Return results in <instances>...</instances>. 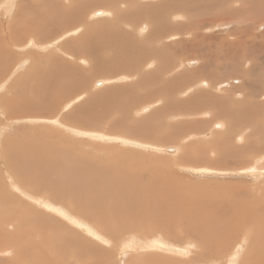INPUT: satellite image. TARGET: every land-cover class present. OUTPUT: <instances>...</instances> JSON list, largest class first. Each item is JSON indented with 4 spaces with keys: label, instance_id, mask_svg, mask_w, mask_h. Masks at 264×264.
Returning <instances> with one entry per match:
<instances>
[{
    "label": "rangeland",
    "instance_id": "rangeland-1",
    "mask_svg": "<svg viewBox=\"0 0 264 264\" xmlns=\"http://www.w3.org/2000/svg\"><path fill=\"white\" fill-rule=\"evenodd\" d=\"M38 1L40 0H10L6 3H3L4 0H0V21H1L0 23L2 25V26L0 25L1 28L0 29V44H1L0 45V55H1V64H0V72H1L0 74V90H1L0 91V195L1 198L0 200L2 201V203L4 202L2 204L3 206L0 207V212L3 217V219L0 218V264H21V263L23 264V261L29 256L27 255V252H24V248H25L24 240L27 241L28 239H23V242H21L22 244H17V241L14 239V238L22 239L28 230L27 228L28 226H32V228L35 231L38 228L43 227L44 230L46 231L44 235L37 236V238L34 235L32 236L33 241H37V242L31 241L27 243V245L30 244L33 245L34 243L35 245L37 244L44 246L49 245L48 247L51 248L50 249L51 251H49L48 247H46L47 250L40 257L37 255L38 252H41V250L38 251L35 245L30 248V255H32L33 253L34 254L37 253V255H32L29 258L31 259L32 262L39 259L40 264H47L48 261L45 262V260L47 259H45L44 257L48 256L50 252L53 251L59 253V250L63 251L62 249L65 248L66 243L63 242V237L60 235L66 233V230H68L69 232L70 231L72 232L74 230L75 234L71 236H73L78 240L79 239L87 240L88 241L87 246L91 245L93 248L91 249L92 251L88 253L86 259L81 261L82 263L80 261L72 262L71 260L73 259V257H70V259L65 258L64 260V257L62 258L63 255L59 253L60 258H62L59 259V261L62 260V262H59L57 260V262H59L58 264H144V263L161 264V262L162 264H264V237H263L264 228L256 227V225H254L255 227L252 229L253 227L252 225L254 224V222H256V220L258 221L257 222L258 226H264V171L255 172V173L247 172L248 174L245 171L244 172L242 171L244 168H247L249 165L255 163L257 158H261V159L264 158V150H263L264 123L262 124V122H257V120H261L259 112L257 113L256 111L255 114H252L251 111L247 109V106L246 108L243 109V112H246L247 110L248 113H250L251 119L247 118V123L245 126L241 128L240 127L236 128L235 130L233 129L234 131L231 130V132L233 133H230L229 135H227V137L229 138V143L233 147V149L224 151L221 150L220 147L216 144L218 143L217 141L219 140L221 141L223 139L219 136H216L217 138L216 137L214 138L213 136L217 135L215 133L219 131L220 128H222V130L227 131V129H229L230 127L229 125L231 124H229V120L225 119L224 117L223 120L219 121L216 120L217 118L212 117L211 115L208 114L212 110H216L218 112V108L214 107L215 106L214 102L211 103L212 105L211 104L207 105L208 104L207 102L205 103L206 105L202 104L201 102L194 103L193 105H187L186 109L192 111L193 113L191 112L187 113L186 109H185L186 111H184L185 107L184 108L182 107L183 110L182 109L176 110L174 108H171L172 111L170 109L165 110L163 108L166 101L165 99H170V97L174 99H178L179 101H185L191 97L194 98L197 95H200L204 92H205L204 95H207L209 97L211 96L212 99L215 98L216 100L223 99V97L224 98L227 97V99L230 100L231 103H238L246 98H249L248 100H250L251 97L253 98V100L255 99L256 101L258 100L264 102V82H263L264 78H262L261 77L262 75H260L263 72L250 74V76L245 75V72L247 71L246 69H248V67L252 65V63L258 61L262 63V60H264V54L261 55L260 57L254 55H248L244 58L242 52L234 53L233 48L229 47L230 46L229 44H231L234 41L235 39L234 37L240 34V32L238 34H235L234 32V30L239 31L238 25L240 24V21H241V25H240L241 27L243 24L250 25L252 27L251 30H249L248 32L246 31V34L244 33L240 35L246 37L248 40H252V43L254 44L264 45V41H263L264 37H259L258 41L256 42L254 35L256 34V36L258 35L260 36L261 34L264 33V13L262 14V11L255 12L254 8L249 7L250 10L247 11H249L250 14L248 12V14H246V16L248 15L247 17H245L244 15L246 11L244 12V14L242 12L243 15L240 14L241 13L240 12L238 15L233 14L230 16L228 15L229 10L226 8V6H228L229 4L228 3L229 0L225 2H221L220 0L219 3H217V0H197L195 1L194 4L191 3L189 5V8L191 10H187V11H177L176 9H167L166 10L167 14L174 12L175 15L174 17L177 16L176 19L172 16L170 17L172 18L171 19L172 22L178 23L181 22V20L183 21V23L182 22L181 23L184 24V26L182 27L183 29L181 28V30L185 34H183V32L179 29V31H177V34L172 32L168 35L167 34L165 35V42L167 43L166 45H168L166 46L165 51L170 54V58L172 55V58L171 59L169 58L170 61L168 62V65H166L167 68L165 69V71L161 72L164 76L161 73L159 74L156 73L157 70L152 71L158 68L159 66L158 63H153V61L155 62L156 59H152L153 61L146 59L145 60L146 63L144 64L143 68L141 67V69L145 71L143 72L144 74L141 73L142 76L144 75L142 78L140 76L141 74L137 75L135 72L133 74L132 71H125V70L115 74H111V72L94 74V72H90L91 71L90 69L92 68L91 56L87 54L77 55L74 52L67 50L65 46L72 41H77L74 40L73 37L80 39L81 37L85 36L87 32H89V34L92 35L98 32L96 36L100 37L101 35L99 34H103L106 31L107 34L113 33L112 39L114 38L118 39L120 36H118L117 33L119 34L120 32L121 34H124V36L127 33V37H128L127 39H129L130 36V38L131 39L133 38V40L136 42H138L140 39L146 40V38H148L149 35L150 25L149 23H147L145 19L143 20L144 15L143 16L141 15L140 19L136 21H130L124 17L123 10L129 9L132 5H135L137 2L139 3L137 4L141 6H145L148 3H149L148 5L153 6L155 3L160 2L162 0H157V1L129 0L130 4L125 0L122 1L117 0L118 2H116V0H107L106 1L107 4L102 3V5H97V6L95 5L88 10V12L90 13L87 12L88 13L87 21L83 23L77 22L75 23L76 26L73 25L74 27L72 28L78 27L76 29L75 34L71 32H67L71 30V28L67 30L65 29L68 26L67 27L66 25L61 26V28H59L60 26H56L55 28L53 25L55 23H53L50 24L49 27L47 26V29L53 26L54 27V28L52 27L53 30H50L51 32L50 33L48 29L47 33L49 35L46 34L48 35L47 38L45 36V38L42 39L41 41L35 39L32 40L29 38V33L31 32L32 28L35 27L36 25L41 24L40 20L42 19V17H40V15H38L40 13L37 12V8L39 10V5H38L39 3L36 4ZM51 1L52 0H46L45 2L46 6L48 3H50L51 5L52 4ZM198 3H202L205 5H199V7H196V4ZM245 3L247 5L249 4V2L247 3V1ZM33 4H34V8H33ZM6 6H8L9 9H7ZM47 7H44V9H46ZM34 10H36L35 12L38 13L37 15L34 14L35 13ZM99 10H102L104 13L97 14L96 12ZM53 11L54 10H52V12ZM56 11L57 10H55L53 14L54 13L56 14ZM131 11L133 12L134 9H131ZM32 13L34 14V16L36 15L35 16L36 18L33 16ZM25 14H27L28 16H26ZM51 15H46V16L50 17ZM239 15L241 16L236 17ZM178 17L180 20L178 19ZM244 17L247 18V20ZM26 18L28 19V25L24 22L27 20ZM243 18L246 21L244 20L243 22L242 20H240ZM61 21L63 22V19H61ZM21 22L23 25H20ZM24 23L27 25L26 26L27 28L25 27L26 32L21 31L24 28ZM65 23L66 22L61 24H65ZM110 23L119 25L118 28L119 30H117L116 28H114L113 31L112 29L105 30L104 28H106L107 25H109ZM226 23H232L231 27L225 30H220L221 24H226ZM142 24L148 25L147 26L148 28L147 27L141 28ZM10 26L12 28H10ZM57 27L59 30L57 29ZM98 27L99 29L97 30ZM63 28L65 29V31ZM140 28H141V32H140ZM62 29L64 32L62 31ZM137 29L139 30L138 32L139 35L137 33L138 31ZM103 30L105 31L103 32ZM11 33L19 37V40L7 44L6 40L8 39V34L11 35ZM124 39H126V37H124ZM3 40H5V42ZM185 40L190 44L191 42H196L199 49L192 45L185 46L183 43ZM19 41L22 43H20ZM208 41L209 44L206 43ZM151 43L152 45H155L153 44V41ZM112 44L113 45L111 46V49L106 48L103 50L104 56L111 58V56L115 54L114 50L117 47L116 48L114 47V42ZM121 45L122 43H120V46ZM244 45L245 44H243L242 47ZM203 46H205V48H203ZM6 48L7 50L9 49L10 52L7 51L3 52L5 51ZM56 48H61L64 52H62L59 49L58 51L56 50ZM194 51H203V53L201 55L198 54L197 56L198 58H196L195 55L193 54ZM232 52L236 55H233ZM55 53L56 56L52 55ZM57 54H59V57H57L58 56ZM130 55L131 54L128 55V58L130 57ZM215 55H220L221 56L220 58H226V59L229 58L227 59L229 62L232 61V60L230 61V59L232 58L234 60L238 59L236 61L239 60L242 61L243 59L245 61L246 58H249L250 62L242 61L244 65H241L238 68V71L234 70V72H232V70L228 67L224 68L225 64H223V66L221 67L222 69L221 68L211 69V67H206L207 71L211 70V72L215 73V75L214 76L211 75L210 77L209 75H204V73H201L200 67L202 66V64L207 65L213 62L214 60L212 58ZM81 57L87 59H82ZM47 58L49 62L51 63L53 62L52 63L53 65L49 63L48 60H46ZM220 58L217 60L215 59L217 65L218 63H220L218 61L225 62L224 59L222 61V59ZM52 59H56L62 64L60 65L58 64L59 62H57L58 64L57 65L56 62H54L55 60L52 61ZM114 59L115 57L113 58V60ZM195 59H197V63L194 62L190 63V60H195ZM64 62L66 64H71L72 66H77L81 68L84 71V74L85 73L87 74L84 80L78 78L75 79L77 80V82L78 80H81L82 82L84 81V84L86 85V90L84 89L80 92L75 93L74 95H71L69 97L67 96V98L60 97L62 99L60 100L59 96L57 94H54L55 92L58 91V89L57 87L55 88V86H53L51 88L52 95L50 96L51 103H49V99H47L48 104L43 105L40 110H37L40 112L39 114L42 113L41 115L37 114L38 112L36 111L35 115L34 113H31L30 115L23 114L24 116L17 115V117H12V118L9 117V115L5 110L6 107L4 106V105H8L5 101V98L6 99L12 98L13 94L17 90L20 93L23 92L24 95L25 94H27L28 96L34 95L35 93L32 91V89L30 88L28 89V87H30L31 83L34 82L33 78L37 79L36 76L39 77L41 71L44 74L49 73V76L50 75L52 76V74L56 73L57 71H60V75L58 77H60L61 75H62L61 78L67 76L68 72L64 71L66 70L64 69V67L66 66ZM169 64L172 69L169 67ZM140 65H143V62H141ZM146 66L148 67L146 68ZM173 66H175L176 68H174ZM146 69L147 70L151 69V70L147 71ZM167 69L169 70L167 71ZM49 70L50 72H48ZM249 70L250 69H248V71ZM148 72L150 73V75ZM152 73H154L155 75H153ZM181 73L189 76L188 78L189 80L185 79L184 82L183 74L181 75ZM131 75L134 77H131ZM147 75L149 78L147 77ZM170 76H174L171 78L174 79L173 83L177 84L176 86H179L178 89H173L169 87L172 84L166 81L172 80L171 78H169ZM137 77L140 79H138ZM120 78H123L121 79L122 81L118 80ZM177 78L180 81H178ZM200 79H204L208 81L209 85L208 86L200 85V87L197 86L200 83V81H202ZM252 80L259 81L255 86L259 88L260 91H256L254 93V91L252 90V88H254V85L252 84V86H250L248 84ZM146 81H148V84ZM247 81L248 83H246ZM98 82H103V83L98 84ZM259 84L261 85V87ZM126 86L128 87L126 88ZM249 86L251 87V91L254 93L255 97L252 96L251 93H248L249 89L247 87ZM122 87L125 88V90ZM109 89H111V92L112 90H114L115 93L111 94ZM189 91H191V93ZM108 92L110 94H108ZM165 92L167 93V98ZM245 93H247V95L249 96L245 97ZM95 94L97 97L101 96L102 99L104 98V96L106 97V95L107 97L102 101V103L101 102L95 103L97 104L95 105L97 109L96 107L93 108V111L91 110V114H83L81 113V111H78L79 106L82 103L90 100V98ZM138 94H139V98H138ZM146 94L147 96H145ZM112 95H114L113 96L114 98L112 97ZM111 98H113V102L116 104V106H112V107L106 106L107 107L106 108L103 107L105 105H103L102 107L99 105V103L103 104L105 103V100L108 101ZM127 99L131 101L129 103H126V106L125 105H122L123 107L119 106L120 101L126 102ZM1 101H4L5 103ZM42 110L45 112V114ZM54 110L56 111L54 112ZM76 111H78L79 113H77ZM178 111L179 113H176ZM203 112H205L204 113L205 115H203ZM181 113L184 115L187 114L186 116L183 115L185 119L183 118ZM71 114H73V116ZM168 115L170 117H168ZM252 115L256 117L253 118L254 116ZM99 117H103V118H99ZM252 118L254 120H252ZM56 119L58 121H55ZM79 120H83L84 124H79L78 123ZM135 121H139L140 123L145 121V124L148 125L147 128L153 127L151 130V134L147 136L145 133H143L145 132L144 129H141L143 132L132 130L133 127L131 126H133L132 123ZM195 121L198 122L199 126L196 125L194 131V126L196 123L193 122ZM213 121H215L216 124L215 123L210 124ZM200 122H204V123H200ZM218 122L222 123L220 128L216 126ZM178 123L182 124L181 126L183 128H180L181 126L177 125ZM174 124L180 127L178 128ZM75 125L76 127H73ZM185 125L190 127L187 128ZM171 127H174L175 129L177 128L178 129L177 132L180 133H174V134L166 133L167 131L170 132ZM47 129L48 131H46ZM90 131L93 133V135H89ZM96 131L103 133L104 136L99 137V135L97 134L98 132ZM60 133H62V135ZM192 133L196 135L194 136ZM203 133H205L206 135L205 134L203 135ZM210 134L212 135L213 138L211 137ZM165 135L167 139L165 138ZM172 135L174 137H172ZM200 136H202L203 138L201 139ZM40 137H42L43 139ZM161 138H163L164 140L163 139L161 140ZM168 139L171 142H168ZM199 140L203 141V144L205 141V144L202 146ZM207 140L208 141L211 140V141L208 142ZM27 141L28 142L30 141L29 143L34 142L38 146L37 149H40V146L42 148V146L45 147V145H47L48 148H44V150L49 152V154L51 153L52 150L55 151L57 150L56 154H54L55 152L53 154H50V160H51L50 165L52 166H50V168L46 171L45 174V177L49 179L51 182L48 181L46 178L45 179L41 178V180H44L48 183L47 186L48 188L46 187L45 191H41L42 187H40L39 189H33L31 180L30 183L28 182L26 183V185L16 182L14 179L15 177L14 172H11L7 166L9 160L8 162L4 160L3 157L4 150L5 152L7 151L8 153L12 154L15 152L14 149L15 150L18 149V147H16L17 144H21ZM207 143L209 145H207ZM210 143L214 145V148L213 145L211 146ZM155 145H157V147ZM188 145L190 146V148L189 150H187V153L189 152L190 154L189 153L186 154L185 151L186 150L185 148ZM197 145L200 146L197 147ZM151 146L154 149L151 148ZM154 146L161 150L159 149L155 150ZM173 146H176V148L178 149H176ZM204 146L207 147L208 150L204 151L206 149V148L202 149ZM192 147H194L195 150H190V149H194ZM200 148L202 149V152H200L201 151ZM210 148L213 149L211 150ZM215 148L216 149L218 148V150H215ZM242 148L246 150L242 151L241 150ZM197 149L200 151H198ZM26 151L29 153H33V150H30L29 147L28 149H26ZM232 151L234 153L236 152L235 157L231 156ZM137 152H139L140 154H138ZM153 152L154 154L152 155ZM141 153L144 154L143 156H149L148 154H150L151 156L149 158L151 159V161L148 157L146 158L144 157L145 160L144 162ZM38 154H42V153L38 152ZM156 154L157 156H155ZM136 159L139 161L141 159V161L138 162ZM153 159L156 160L158 159L157 161L154 160L157 163L154 162ZM144 163H146L145 166L143 165ZM74 164L81 167L80 170L82 169L96 170L98 173L100 171L102 174L109 177L125 178L129 174V176H131L130 178L134 179L135 181H141V179H143L144 182L145 180L146 181L148 180V177L151 179V180L149 179L148 182L156 179L157 180L159 179L161 181L163 179L162 182L159 181V183L160 184L162 183V185L166 186L165 187L166 189L164 190L167 191L168 197L171 198L172 195L174 197L172 196V198L169 200L170 202L161 201L159 203L158 202L159 200L157 199L152 200L149 197L148 199H140V196L142 194L139 197H137V195L133 192H131V194L128 193L125 194L122 192H121L122 194H120V192H114L115 194H120L119 196V195H115L114 193L110 194L97 189L91 190L89 183H87L86 187L80 186V184H76L74 185V189H75L74 190L69 186L68 181L64 183L61 177H60L61 179L60 181L59 178H57V176H59L60 174V171L58 170H61L62 173L66 174L67 170ZM262 164L264 166V162ZM148 166L149 168H147ZM18 169H20V167ZM113 169H118L117 171L122 170V172L117 173V171L114 170L115 171L114 172ZM146 169L149 171L146 172ZM156 169H159L158 170L159 172ZM150 170H153V172H155L156 174L152 173V171ZM142 171L145 172L146 174L145 173H144L145 175L142 174L143 173ZM121 173L123 174L124 177H122ZM150 174L151 175L154 174V176H151L152 177L151 178L149 176ZM159 174L160 175L162 174L161 176L162 177L164 176V178H162ZM68 178L71 179V176H68ZM74 178L75 179L80 178V174L78 171L74 172ZM52 180L54 181L53 183ZM153 183L152 184L146 183L149 186V193H151V190L154 188L153 190L156 191L154 193L157 192L160 193L161 195H159V197H162V195L164 196L165 194L163 192H159L162 190H160L158 182H153ZM27 184H29V186L31 187H29ZM61 184L62 185L66 184L69 186V189L71 190L69 192L70 194L61 191L62 190ZM77 188L79 189V191L80 189L84 190V188H87L86 190L88 191L81 190L78 193L75 192ZM50 189L57 191V193L60 195L59 198L55 199L51 197L49 195ZM170 190L173 193H171ZM71 192L74 194V196H72L73 194ZM123 194H125V196ZM204 195L207 197L204 198ZM133 196L135 198V201ZM129 197L131 200L128 199ZM79 199L81 202L78 201ZM105 199H107V201ZM136 199L138 202L136 201ZM74 202H76V204ZM117 202L119 204H117ZM138 203H141L140 205L144 206V208H142V206L141 208H139L140 211L141 209H143L144 211H141V213L139 214L137 213V216H135L136 215L135 213L139 211L138 207L140 205ZM163 203H165L166 208L168 207L169 204H171L172 206L170 205L167 209L165 207H162L161 209L162 206L161 204ZM130 204L132 206L134 205L133 207L134 209L131 208L132 206H130ZM137 204L139 206H136ZM135 206L137 209L135 208ZM147 206L149 207V211L147 210L148 209ZM158 206L160 209H158ZM80 207H84V208H80ZM169 209H171L172 211ZM78 210L81 212L79 213ZM125 211L127 212L128 217ZM152 212L155 214H152ZM163 213L166 214L168 218L171 219L172 221L171 220L167 221L168 218L164 217L166 215H163ZM92 214L94 217L92 216ZM107 214H109V216L111 214V216L108 218V216H105ZM140 214L141 215L143 214L142 217L144 220H149L148 218L151 217L150 219L151 221H146L141 223L143 219L140 218L141 216ZM170 215L173 217H170ZM156 217L158 221L156 220ZM160 217L163 219L161 220ZM175 217L177 218L175 219ZM139 218L141 222L140 220L138 221ZM201 218L205 220L203 222L200 221L196 222L197 224L199 223L200 225L203 224L202 226H205L204 228H201V234L197 235V232L193 236L186 234V225L190 223L191 221L190 219L196 220ZM259 218L260 220H258ZM17 219L24 220V225L18 229L15 228V222ZM136 219H137L136 222H139V225L138 226L137 224L131 225V222L132 223L135 222ZM152 219H154L155 222H153L154 220ZM182 219H186V220L183 221ZM41 220H43L45 224H43L42 223L43 221ZM163 220H164V224L163 222H161ZM176 220H179V222H181L180 225L177 226L174 225V221ZM125 222L128 223L129 225L126 224ZM169 224L175 228L172 231V233L166 232V227ZM230 224L233 225L232 229L234 232L230 229L231 226ZM208 228L212 230L210 231L211 233L209 232ZM226 228L227 231H225ZM258 229L259 231H257ZM127 230L129 231L126 232ZM191 230L199 231L198 228H194ZM249 230L250 231L253 230V232L248 233ZM221 231L222 233H220ZM208 234L210 237L208 236ZM229 235H231L232 237H230ZM56 236H57V242L60 243L55 242ZM52 237L55 239H53ZM122 237L125 239V242ZM59 238L62 240H59ZM120 238H122V240ZM13 240H15V243ZM53 241L54 243H52ZM118 242L122 244L120 243L118 244ZM107 243L108 245H106ZM187 243H191L188 245V249L190 248V254H187L188 258L180 257V252L182 250H185L183 249V247L186 246ZM169 244L171 245L175 244V246H177L178 249L176 250L175 254H171L169 252V249H166L165 246H170ZM128 245L130 246V250L127 249ZM131 245L133 248L131 247ZM150 245H152V247H150ZM147 246L150 249H148ZM52 248H54V250ZM124 251L127 252L126 255H122V252ZM161 254L165 255V259L164 256H162ZM158 255H160V257ZM23 256H25L26 258L24 259ZM149 258L150 261L148 260ZM179 258H181V260ZM172 259H175V262ZM182 259L185 262L182 261Z\"/></svg>",
    "mask_w": 264,
    "mask_h": 264
},
{
    "label": "bare ground",
    "instance_id": "bare-ground-1",
    "mask_svg": "<svg viewBox=\"0 0 264 264\" xmlns=\"http://www.w3.org/2000/svg\"><path fill=\"white\" fill-rule=\"evenodd\" d=\"M8 1H10V0H4V2L3 3H6V2H8ZM106 1L107 0H52L51 2H52V4H53V6H52V4L50 5V3H48L47 4V6L49 7V6H52V7H47L46 6V4H45V2H46V0L44 1V0H40V1H38L36 4H38L39 5V10H38V8H37V12L38 13H40V14H38V13H36L35 11L36 10H34V14H38V15H40V17H42V19L40 20V22H41V24L40 25H36L35 27H33L32 28V30H31V32L29 33V38L30 39H32V40H38V41H41L42 39H44L45 38V36H46V38H47V36L49 35L47 32H48V29H49V32H50V30H53V28L55 27L56 28V26H60L59 28H61V26H65L66 25V27L67 28H65L66 30L67 29H70L71 28V30L70 31H67V32H71V33H73V34H75L76 33V29L78 28V27H75V28H72V27H74V26H76V24L75 23H77V22H81V23H83V22H85V21H87V19H88V17H87V15H88V13H90V12H88V10L91 8V7H93V6H97V5H102V3H106ZM122 1V0H121ZM120 1V2H121ZM125 1H127L128 3H129V0H125ZM136 1V0H135ZM138 1V0H137ZM151 1H153V0H151ZM157 1V0H156ZM195 1H197V0H162V1H160V2H157V3H155L153 6H151V5H145V6H141V5H138L137 3L135 4V5H132L129 9H127V10H123V14H124V17L126 18V19H128V20H130V21H136V20H138V19H140V16L142 15H144V18H143V20L145 19L146 21H147V23H149V25H150V30H149V35H148V38H146V40H139L138 42H136V41H134L133 40V38L131 39L130 38V36H129V39H127L128 37H127V33H126V35L124 36V34H121L120 32H119V34L117 33V35L118 36H120L118 39H112V35H113V33H109V34H107L106 33V31L105 30H107V29H112V31H113V29L114 28H116L117 30H119L118 28H119V25H116V24H112V23H110L109 25H107V27L106 28H104L105 30H103V32L105 31V33H103V34H99V35H101L100 37H97L96 36V34L98 33V32H96V33H94L93 35L92 34H89V32H87V34L85 35V36H83V37H81L80 39H78V38H74L73 37V39L74 40H77V41H72V42H70V43H68L66 46H65V48L67 49V50H69V51H71V52H74L75 54H77V55H80V54H87V55H89V56H91V61H92V68L90 69L91 71L90 72H94V74L95 73H108V72H111V74H115V73H119L120 71H132V73L134 74V72L137 74V75H139V74H141V73H143V72H145V71H143V69H141V67L143 68V66H144V64L146 63L145 62V60L146 59H149V60H152V59H156L155 60V62L153 61V63H158L159 64V66H158V68H156V69H154V70H152V71H155V70H157V72L156 73H161V72H163V71H165V69L167 68L166 67V65H168V62L170 61V59L172 58V55H171V58H170V54L169 53H167L166 51H165V48H166V46H168V45H166L167 43L165 42V35L167 34H170V33H172V32H174V33H176L177 34V31H179V29L181 30V28L184 26V24H182L183 23V21L181 20V22H178V23H176V22H172L171 21V19L172 18H170L171 16L172 17H174L175 15H174V12L173 13H170V14H167L166 13V10L167 9H176L177 11H187V10H191L190 8H189V5L192 3V4H194L195 3ZM219 1L220 0H217V3H219ZM225 1H227V0H221V2H225ZM247 1V3L249 2V4L247 5L245 2ZM250 1H251V3H250ZM116 2H118L117 0H116ZM2 3V2H1ZM109 3V2H108ZM123 3V2H122ZM151 3V2H150ZM229 4H228V6H226V8L229 10L228 11V15H233V14H239L240 12V14H242V12H243V14H244V12H245V17H247L246 16V14H248V12L249 11H247V10H250L249 9V7H251V8H254V10H255V12L256 11H258V12H260V11H262V14L264 13V0H229V2H228ZM107 4V3H106ZM113 4H114V2H113ZM130 4V3H129ZM2 5V4H1ZM104 5V4H103ZM111 5V4H110ZM199 5H205V4H202V3H198V4H196V7H199ZM108 6V5H107ZM149 6H151V7H149ZM44 7H47L46 9H44ZM105 7V6H104ZM118 7V6H117ZM126 7V6H125ZM6 8L7 9H9L8 8V6H6ZM33 8H34V4H33ZM36 8V7H35ZM95 9V8H94ZM131 9H134V11L132 12L131 11ZM225 9V8H224ZM4 10V9H3ZM3 10H2V12H3ZM52 10H57L56 11V14L54 13L53 14V12H52ZM103 10V9H102ZM102 10H99V11H97L96 13L97 14H101V13H104ZM253 10V11H254ZM32 11V10H31ZM30 11V12H31ZM224 11V10H223ZM252 11V12H253ZM28 12V11H27ZM88 12V13H87ZM117 12V11H116ZM26 13V12H25ZM115 13V12H114ZM122 13V12H121ZM226 13V12H225ZM33 14V13H32ZM34 14H33V16H34ZM52 14V15H51ZM242 14V15H243ZM249 14H250V12H249ZM23 15V14H22ZM26 16H28L27 14H25ZM35 15V16H36ZM46 15H51L50 17H48V16H46ZM53 15H55V16H53ZM96 15V14H95ZM25 16V17H26ZM34 16V17H35ZM113 16V15H112ZM111 16V17H112ZM197 16V15H196ZM241 15H239V16H236V17H240ZM257 16H259V15H257ZM108 17H110V16H108ZM122 17V16H121ZM180 17V16H179ZM179 17H178V19H179ZM244 17V18H245ZM36 18V17H35ZM113 18V17H112ZM175 19L177 18V16L176 17H174ZM233 18V17H232ZM240 19V20H242L243 22H244V20L246 19L247 20V18H245V19ZM22 19H24V18H22ZM27 19V18H26ZM25 19V20H26ZM37 19H38V17H37ZM61 19H63V22L61 21ZM109 19V18H108ZM118 19V18H117ZM177 19V20H178ZM223 19V18H222ZM59 20V21H58ZM180 20V19H179ZM197 20V19H196ZM196 20H194V21H196ZM245 20V21H246ZM61 21V22H60ZM119 21V20H118ZM1 22V21H0ZM20 22V21H19ZM27 25H28V19L26 20V21H24ZM56 22H58V23H56ZM64 22H66L65 24H61V23H64ZM202 22H203V20H202ZM229 22V21H228ZM24 23V28L21 30L22 32H24L26 29H25V27L27 26L26 24ZM53 23H55V24H53ZM74 23V24H73ZM117 23V22H116ZM128 23V22H127ZM9 24V23H8ZM18 24H20V23H18ZM50 24H53L54 25V27L52 28V27H50V28H48L47 29V26L49 27V25ZM61 24V25H60ZM124 24V23H123ZM203 24V23H202ZM237 24V23H236ZM0 25H1V23H0ZM20 25H23L22 24V22H21V24ZM74 25V26H73ZM82 25V24H81ZM121 25V24H120ZM231 25H232V23H226V24H221V26H220V30H225V29H228V28H230L231 27ZM241 25V21H240V24L238 25L239 26V31L238 30H234V32H235V34H238L239 32H240V34L242 35V34H246V31L248 32L249 30H251L252 29V27L250 26V25H242V27L240 26ZM2 26V25H1ZM13 26V25H12ZM101 26H103V25H101ZM148 25H141V28H145V27H147ZM5 27H7V26H5ZM10 28H12L11 26H10ZM16 28V27H15ZM27 28V27H26ZM63 28V29H64ZM89 28V27H88ZM126 28V27H125ZM141 28H140V32H141ZM148 28V27H147ZM1 29V28H0ZM57 29H58V27H57ZM63 29H62V31H63ZM65 29H64V31H65ZM92 29V28H91ZM95 29V28H94ZM99 29V27L97 28V30ZM134 29V28H133ZM183 29V28H182ZM198 29H200V28H198ZM236 29V28H235ZM263 29V28H262ZM11 30V29H10ZM13 30V29H12ZM59 30V29H58ZM96 30V29H95ZM94 30V31H95ZM138 30V29H137ZM197 30V29H196ZM55 31V30H54ZM63 31V32H64ZM101 31H102V28H101ZM101 31H100V33H101ZM182 31V30H181ZM198 31V30H197ZM26 32V31H25ZM111 32V31H110ZM139 32V30L137 31V33ZM183 32V31H182ZM28 33V32H27ZM51 33V32H50ZM55 33V32H54ZM92 33H93V31H92ZM116 33V32H115ZM173 33V34H174ZM46 34H48V35H46ZM57 34V33H56ZM56 34H54V35H56ZM172 34V35H173ZM183 34H185L184 32H183ZM240 34H238L237 36H235L234 38V41L231 43V44H229L228 46L230 47V48H233V52L234 53H240V52H242V54L244 55V58L246 57V56H248V55H254V56H258V57H260L261 55H263L264 54V45H258V44H254V43H252V40H248L246 37H243V36H241ZM51 35V34H50ZM138 35H139V33H138ZM253 35V34H252ZM255 35V40H256V42L258 41V38L259 37H264V33L263 34H261L260 36L258 35V36H256V34H254ZM52 36V35H51ZM122 36H124V37H126V39H124V37H122ZM145 36V35H144ZM121 37H122V39H121ZM132 37V36H131ZM253 37V36H252ZM200 38V37H199ZM120 39V40H119ZM228 39H229V37H228ZM250 39H251V37H250ZM261 39V38H260ZM6 40V39H5ZM5 40H3L4 42H5ZM19 40V37H17L15 34H12L11 33V35L10 34H8V39L6 40V43L8 44V43H10V42H14V41H18ZM205 40V39H204ZM66 41V40H65ZM153 41V44H155V45H152V42ZM207 41V40H206ZM264 41V40H263ZM262 41V42H263ZM20 42V41H19ZM51 42V41H50ZM64 42V41H63ZM62 42V43H63ZM114 42V47L116 48H114L115 50H114V53L115 54H113L112 56H111V58L110 57H106V56H104L103 55V50L104 49H108V48H110L111 49V46L113 45L112 43ZM210 42H211V40H210ZM5 43V44H6ZM20 43H22V42H20ZM61 43V44H62ZM120 43H122V45L120 46ZM184 43V45L185 46H190V45H192V46H195V47H197L198 49H199V47H198V45H197V43L196 42H191V44L189 43V42H187L186 40L183 42ZM206 43H208L209 44V41L208 42H206ZM205 43V44H206ZM230 43V42H229ZM261 43V42H260ZM65 44V43H64ZM200 44V43H199ZM243 44H245L243 47H242V45ZM247 44V45H246ZM1 45V44H0ZM26 45V44H25ZM44 45V44H43ZM115 45H117V46H115ZM152 45V46H151ZM45 47V46H44ZM189 48V47H188ZM196 48V49H197ZM203 48H205V46H203ZM61 50L62 52H64L61 48H56V50ZM55 50V51H56ZM58 50V51H59ZM228 50H229V48H228ZM3 51V50H2ZM10 52V50L8 49L7 50V48L5 49V51H3V52ZM80 51V52H79ZM174 51V50H173ZM212 51V50H211ZM53 52V51H52ZM112 52V51H111ZM175 52H176V50H175ZM232 52V54L233 55H236V54H234ZM54 53V52H53ZM61 53V52H60ZM66 53V52H65ZM203 53V51H194V55H195V57L196 58H198L197 56H198V54L199 55H201ZM224 53H225V51H224ZM64 54V53H63ZM129 54H131L130 55V57L128 58V55ZM52 55H54V56H56V53L55 54H52ZM58 56L57 57H59V54H57ZM237 55H239V54H237ZM6 56V55H5ZM53 56V57H54ZM37 57V56H36ZM40 57V56H39ZM51 57V56H50ZM115 57V59L113 60V58ZM153 57V58H152ZM221 56L220 55H215V56H213V62H211V63H209V64H202V66L200 67L201 68V73H204V75H209V77L211 76V75H215V73H213V72H211V70L210 71H207L206 70V67H211V69H216V68H221L222 66H223V64H225V67L224 68H230L231 70H232V72H234V70H237L238 71V68L241 66V65H244L243 64V62H250V60H249V58H246L245 59V61H244V59L241 61V60H239V61H236V60H238V59H230V61L231 62H229L227 59H229V58H220ZM225 57V56H224ZM229 57V56H228ZM82 59H87V58H84V57H81ZM134 58V59H133ZM170 58V59H169ZM222 59V61H223V59L225 60V62H221V61H218V62H220V63H218V65L216 64V62H215V59L217 60V59ZM38 59V58H37ZM110 59V60H109ZM203 59V58H202ZM46 60H48V58L46 59ZM55 60V61H54ZM52 61H54V62H56V64H57V62H59L58 60H56V59H52ZM61 61V60H60ZM85 61V60H84ZM113 61V62H112ZM48 62H49V60H48ZM141 62H143V65H140V63ZM151 62V61H150ZM150 62H149V64H150ZM197 63V59H195V60H190V63ZM17 63V62H16ZM49 63H51V62H49ZM53 63V62H52ZM51 63V64H52ZM65 63V62H64ZM68 63V62H67ZM0 64H1V55H0ZM58 64H62V63H58ZM57 64V65H58ZM66 64V63H65ZM84 64V63H83ZM53 65V64H52ZM54 65H55V63H54ZM64 65V64H63ZM172 65V64H171ZM149 66V65H148ZM148 66H146V68L148 67ZM52 67V66H51ZM64 67V66H63ZM66 67V68H65ZM64 67V69H66V70H64V71H67L68 72V75L67 76H64V77H62L61 78V76L60 77H58L59 75H60V71H55L56 73H54V74H52V76L50 77L49 76V73H46V74H44L42 71H41V74L40 75H42V76H40L39 75V77H37L36 76V78L37 79H35V78H33V83H31V85H30V87H28V89L30 88V89H32V91L35 93H33L34 95H27V94H25L24 95V93L23 92H19L18 90V93H17V91L13 94V97L12 98H9V99H6L5 98V101H6V103L8 104V105H4L5 107H6V112H7V114L9 115V117H17V115H20V116H22L23 114H26V115H30L31 113H34V115H35V112L37 111V110H40L41 109V107L43 106V105H46V104H48V102H47V99H49V103H51L50 102V100H51V95H52V92H51V88L53 87V86H55V88L57 87V89H58V91L57 92H55L54 94H57L58 96H59V98L60 97H62V98H67V96L69 97V96H71V95H74L75 93H77V92H80V91H82V90H86V85L84 84V81L82 82L81 80H78V82H77V80H75V79H85L86 78V76H87V74L85 75L84 74V71L81 69V68H79V67H77V66H72L71 64H66V66ZM169 67H170V64H169ZM174 68H176L175 66H173ZM3 68V67H2ZM145 68V67H144ZM171 68V67H170ZM181 68V67H180ZM244 68V67H243ZM50 69V68H49ZM172 69V68H171ZM170 69V70H171ZM198 69V68H197ZM222 69V68H221ZM248 69H250L249 71H248ZM248 69H246L247 71L245 72V75L246 76H250V74H254V73H257V72H263V73H261L260 75H262L261 77L262 78H264V60H262V63L260 62V61H258V62H254V63H252V65H250L249 67H248ZM147 70V69H146ZM151 70V69H150ZM149 69L147 70V71H150ZM169 69H167V71H168ZM204 70V71H203ZM242 70V69H241ZM44 71V70H43ZM48 72H50V70L48 71ZM89 72V73H90ZM240 72V71H239ZM242 72V71H241ZM3 73V72H2ZM88 73V74H89ZM149 73V72H148ZM147 73V74H148ZM170 73H171V71H170ZM0 74H1V72H0ZM43 74H44V76H43ZM135 74V75H136ZM144 74V73H143ZM153 75H155L154 73H152ZM162 74V73H161ZM183 73H181V75H182ZM240 74H242V73H240ZM4 75V74H3ZM47 77H46V76ZM149 75H150V73H149ZM163 75V74H162ZM176 75V74H175ZM49 76V77H48ZM142 78H143V76H142V74L140 75ZM139 76V77H140ZM160 76V75H159ZM164 76V75H163ZM180 76V75H179ZM3 77V76H2ZM5 77V76H4ZM107 77V76H106ZM122 77H124V76H122ZM127 77H129V76H127ZM131 77H134V76H132L131 75ZM147 77H148V75H147ZM151 77V76H150ZM167 77V76H166ZM171 77H174V76H170L169 78H171ZM138 78V77H137ZM149 78V77H148ZM157 78H158V76H157ZM183 78H184V82H185V79H188L189 78V76H187V75H185V74H183ZM194 78V77H193ZM205 78V77H204ZM261 78V79H262ZM35 79V80H34ZM121 79H123V78H120V79H118V80H121ZM138 79H140V78H138ZM172 79V78H171ZM206 79V78H205ZM260 79V78H259ZM144 80V79H143ZM166 80V79H165ZM177 80L178 81H180L178 78H177ZM189 80V79H188ZM200 80H202V81H200ZM200 80H198V81H200V83L197 85V86H199L200 87V85H205V86H208L209 85V83H208V81H206V80H204V79H200ZM122 81V80H121ZM132 81V80H131ZM141 81V80H140ZM194 81H195V79H194ZM245 81V80H244ZM253 81V82H252ZM252 81H250L249 83H248V81L246 82V83H248L250 86H252V84L254 85V88H252V90L254 91V93L256 92V91H260V89L259 88H257L255 85L259 82V81H255V80H252ZM262 81V80H261ZM144 82V81H143ZM147 82V84H148V81H146ZM166 82H170L172 85L171 86H169V87H171V88H173V89H178V87L179 86H176L177 84H174L173 82H174V79H172V80H169V81H166ZM264 82V81H263ZM100 83H103V82H98V84H100ZM169 83V84H170ZM197 83V82H196ZM146 84V85H147ZM166 84V83H165ZM164 84V85H165ZM195 84V83H194ZM28 85V86H29ZM192 85V84H191ZM244 85V84H243ZM260 85V84H259ZM27 86V85H26ZM196 86V87H197ZM202 86H201V88H202ZM247 87L249 90H248V93H251V95L252 96H254V93L251 91V87ZM258 86V85H257ZM128 86H126V88H127ZM132 87V86H131ZM183 87V86H182ZM193 87V86H192ZM195 87V86H194ZM241 87H243V86H241ZM260 87H261V85H260ZM123 88V87H122ZM121 88V89H122ZM134 88V87H133ZM56 89V90H57ZM113 89H115V88H113ZM124 90H125V88H123ZM186 89V88H185ZM191 89V88H190ZM120 90V89H119ZM134 90V89H133ZM1 91V90H0ZM52 91H53V89H52ZM109 91H110V93L112 94H114L115 93V91L114 90H112V92H111V89H109ZM114 91V92H113ZM130 91V90H129ZM221 91V90H220ZM235 91V90H234ZM103 92V91H102ZM167 92V91H166ZM165 92V95H166V98H167V93ZM180 92V91H179ZM179 92H177V93H179ZM190 93H191V91H189ZM196 92V91H195ZM109 92H108V94H110ZM119 93V92H118ZM123 93H124V91H123ZM131 93V92H130ZM129 93V94H130ZM197 93V92H196ZM201 93V92H200ZM187 94V93H186ZM205 94V92L204 93H202V94H200V95H197L196 97H194V98H189V99H187V100H185V101H179L178 99H174V98H172V97H170V99H165L166 101H165V104H164V109L165 110H171V108H174V109H178V110H180V109H182L183 110V108H184V111H186L187 113H193L192 111H190V110H188V109H186V106L187 105H193L194 103H197V102H201L202 104H204V105H206L205 103L207 102L208 104L207 105H209V104H211L212 102H214V107L215 108H218V112L216 111V110H212L211 112H209L208 114L209 115H211L212 117H215V118H217L216 120H223V117L225 118V119H228L229 120V124H231V125H229L230 127H229V129H227V131L226 130H222V128H220L221 127V125H222V121L221 122H218L217 123V127H219L220 129H219V131H217L215 134H217V135H215V136H213L214 138L216 137V136H219V137H221L223 140H219V141H217L218 143H216L219 147H220V149L221 150H224V151H228V150H230V149H233V147L230 145V143H229V138L227 137V135H229L230 133H233V132H231V130H235L236 128H241V127H243V126H245L246 125V123H247V118H250L251 119V115H250V113H248V111L246 110V112H243V109L244 108H246V106H247V109H249L250 111H251V113L252 114H255V112L257 111V113L259 112V115H260V118H261V120H257V122H262V124L264 123V102H261V101H256L255 99L253 100V98L251 97L250 98V100H248L249 98H246V99H243V100H241L240 102H238V103H231L230 102V100H228L227 99V97H223V99H212L211 98V96L209 97V96H207V95H204ZM24 95V96H23ZM118 95V94H117ZM135 95V94H134ZM169 95H170V93H169ZM110 96V95H109ZM114 95H112V97H113ZM119 96V95H118ZM145 96H147V94L145 95ZM149 96V95H148ZM247 96H249V95H247V93H245V97H247ZM22 97V98H21ZM78 97V96H77ZM106 97H107V95H106ZM106 97L104 96V98L102 99V97L100 96V97H97L96 96V94L95 95H93L91 98H90V100H88V101H86V102H84V103H82L80 106H79V108H78V111H81V113H83V114H91V110L93 111V108H95L96 106L95 105H97V104H95L96 102L98 103V102H101L102 103V101L104 100V99H106ZM136 97V96H135ZM244 97V98H245ZM255 97V96H254ZM55 98V97H54ZM114 98V97H113ZM113 98H111V99H109L108 101H106L105 100V103H103V104H101V103H99V105L102 107L103 105H105V106H103V107H106V106H108V107H112V106H116V104L113 102ZM131 98V97H130ZM138 98H139V94H138ZM3 99V98H2ZM1 99V100H2ZM98 99V100H97ZM137 99V98H136ZM60 100H62L61 98H60ZM131 100H129V99H127L126 100V102L125 101H120L119 102V104H117V105H119V106H121V107H123L122 105H125L126 106V103H129ZM1 102H4V101H1ZM5 103V102H4ZM157 104H158V102H157ZM212 105V104H211ZM100 106H98V107H100ZM202 106V105H201ZM183 107V108H182ZM48 108H50V107H48ZM107 108V107H106ZM210 108H211V106H210ZM214 108V109H215ZM26 109V110H25ZM96 109H97V107H96ZM99 109V108H98ZM186 109V110H185ZM45 110H46V108H45ZM49 110V109H48ZM52 110V109H51ZM77 110V109H76ZM100 110V109H99ZM112 110V109H111ZM110 110V111H111ZM43 111V110H42ZM56 110H54V112H55ZM78 111H76L77 113H79ZM96 111V110H95ZM101 111V110H100ZM144 111H145V109H144ZM148 111H150V110H148ZM172 111V110H171ZM38 113L37 114H39L40 112L39 111H37ZM44 112V111H43ZM53 112V113H54ZM181 112V111H180ZM51 113H52V111H51ZM102 113H104V112H102ZM150 113V112H149ZM176 113H179V111L178 112H176ZM205 112H203V115H205L204 114ZM36 114V115H37ZM42 114V113H41ZM41 114H39V115H41ZM44 114H45V112H44ZM55 114V113H54ZM172 114V113H171ZM182 114V113H181ZM25 115V116H26ZM72 116H73V114H71ZM184 114H182V116H183ZM187 115V114H186ZM186 115H184V116H186ZM24 116V115H23ZM102 116V115H101ZM106 116V115H105ZM184 116H183V118H184ZM221 116H222V118H221ZM252 116H254V115H252ZM31 117H33V116H31ZM168 117H170L169 115H168ZM256 116H254L253 118H255ZM36 118V117H35ZM38 118V117H37ZM99 118H103V117H99ZM165 118V117H164ZM174 118V117H173ZM178 118V117H177ZM186 118H188V117H186ZM252 118V120H254ZM259 118V117H258ZM30 119H32V118H30ZM122 119V118H121ZM185 119V118H184ZM215 120V121H216ZM251 120V121H252ZM255 120V121H256ZM14 121V120H13ZM55 121H58L57 119L55 120ZM120 121V120H119ZM215 121H213V122H211L210 124H212V123H215ZM85 122H87V121H85ZM174 122V121H173ZM206 122V121H205ZM78 123L79 124H84V122H83V120H79L78 121ZM132 123V122H131ZM175 123V122H174ZM193 123H196L195 124V126H194V131H195V127H196V125L197 126H199V124H198V122H193ZM200 123H204V122H200ZM185 124V123H184ZM191 124V123H190ZM207 124V123H206ZM209 124V123H208ZM216 124V123H215ZM258 124V123H257ZM132 125L133 126H131V127H133L132 128V130H135V131H139V132H143L141 129H144L145 130V132H143V133H145L147 136H149L150 134H151V130H152V128L153 127H150V128H147V126L148 125H146L145 124V121H143V122H139V121H135V122H133L132 123ZM142 125H144V126H142ZM159 125V124H158ZM175 125V124H174ZM177 125H182V124H180V123H178ZM201 125V124H200ZM251 125H252V123H251ZM68 126V125H67ZM161 126V125H160ZM176 126V125H175ZM179 126V127H180ZM184 126V125H183ZM186 126V125H185ZM258 126H260V125H258ZM263 126V125H262ZM73 127H76V125L75 126H73ZM176 127H178V126H176ZM178 127V128H179ZM187 128L188 127H190V126H186ZM180 128H183L182 126L180 127ZM199 128H201V127H199ZM263 128V127H262ZM262 128H261V130H262ZM74 129V128H73ZM191 129H192V126H191ZM217 129V128H216ZM80 130V129H79ZM168 130V129H167ZM197 130V129H196ZM200 130V129H199ZM233 130V131H234ZM259 130V129H258ZM46 131H48V129L46 130ZM120 131V130H119ZM161 131V130H160ZM178 131V129L176 128H174V127H171V130H170V132H166V133H180V132H177ZM187 131H189V130H187ZM215 131V130H214ZM222 131H225V132H222ZM95 132V131H94ZM96 132H98V131H96ZM155 132V131H154ZM157 132V131H156ZM163 132V131H162ZM183 132V131H182ZM186 132V131H185ZM222 132V133H221ZM250 132H251V130H250ZM253 132V131H252ZM87 133V132H86ZM90 134L89 135H93V133L90 131L89 132ZM255 133V132H254ZM253 133V134H254ZM61 135H62V133H60ZM98 135H99V137H103L104 136V134L103 133H101V132H98L97 133ZM182 134V133H181ZM193 134V133H192ZM205 133H203V135H204ZM108 135V134H107ZM106 135V136H107ZM177 135V134H176ZM176 135H175V137H176ZM194 136L196 135V134H193ZM197 135H199V134H197ZM206 135V134H205ZM211 135V134H210ZM171 136V135H170ZM180 136V135H179ZM241 136V135H240ZM60 137V136H59ZM172 137H174L173 135H172ZM201 137V139L203 138L202 136H200ZM211 137H212V135H211ZM212 137V138H213ZM230 137V136H229ZM251 137H252V135H251ZM254 137V136H253ZM40 138H42V137H40ZM164 138V137H163ZM163 138H161V140L163 139ZM165 138L167 139V137H166V135H165ZM171 138V137H170ZM217 138V137H216ZM43 139V138H42ZM42 139H40V140H42ZM150 139V138H149ZM157 139H158V137H157ZM191 139H193V138H191ZM196 139V138H195ZM198 139V138H197ZM200 139V138H199ZM200 139V140H201ZM220 139V138H219ZM45 140V139H44ZM100 140V139H99ZM151 140V139H150ZM164 140V139H163ZM175 140H176V138H175ZM199 140V142H200V144L203 146L204 144H205V141H204V144H203V141H200ZM237 140H238V138H237ZM31 141V140H30ZM29 141V142H30ZM83 141V140H82ZM149 141V140H148ZM180 141V140H179ZM196 141V140H195ZM208 141V140H207ZM211 141V140H210ZM210 141H208V142H210ZM28 141L27 142H24V143H21V144H17L16 145V147H18V149H14V153H8L7 151L5 152V150H4V152H3V157H4V160H6L7 162H8V160H9V162L7 163V166H8V168L10 169V171L11 172H14V174H15V177H14V179H15V181L16 182H19V183H21V184H25L26 185V183H30V180H31V183H32V188L33 189H39L40 187H42V189H41V191H45V188L48 186V183L46 182V181H44V180H41V178H43V179H45L46 177H45V174H46V171L50 168V166H52V165H50L51 164V160H50V154H53L54 152V154H56V151L55 150H52L51 151V153L49 154V152H47V151H45L44 150V148H48V146L47 145H45V147L44 146H42V148H41V146H40V149H37L38 148V146L33 142V143H29ZM52 142V141H51ZM131 142V141H130ZM168 142H171L169 139H168ZM194 142V141H193ZM202 142V143H201ZM245 142V141H244ZM41 143V142H40ZM146 143H148V142H146ZM151 143V142H150ZM172 143H173V140H172ZM198 143V142H197ZM264 143V142H263ZM23 144V145H22ZM141 144V143H140ZM165 144H166V142H165ZM199 144V143H198ZM211 144V146L213 145L212 143H210ZM245 144V143H244ZM260 144V143H259ZM151 145H153V144H151ZM186 145H187V142H186ZM207 145H209L208 143H207ZM140 146V145H139ZM156 147H157V145H155ZM154 146V147H155ZM198 146H200V145H197V147ZM201 146V147H202ZM217 146V147H218ZM6 147V146H5ZM28 147H29V149L30 150H33V153H29V152H27L26 151V149H28ZM50 147H52V146H50ZM155 147V150H158L159 148H156ZM170 147V146H169ZM173 147H175L176 148V146H173ZM182 147V146H181ZM187 147H188V149H187ZM185 149V151H186V154H188L187 153V150H189V148H190V146L188 145ZM210 147V146H209ZM215 147H216V145H215ZM218 147V148H219ZM55 148V147H54ZM151 148H153L152 146H151ZM180 148V147H179ZM192 148H194V147H192ZM206 148V149H205ZM213 148H214V145H213ZM213 148H210L211 150L213 149ZM218 148L216 149L215 148V150H218ZM258 148V147H257ZM9 149V148H8ZM7 149V150H8ZM141 149V148H140ZM146 149V148H145ZM144 149V150H145ZM154 149V148H153ZM176 149H178V148H176ZM202 149H205L204 151H206V150H208V148L207 147H203ZM202 149L200 148V150H198V151H200V152H202ZM61 150V149H60ZM159 150H161V149H159ZM190 150H195V148L194 149H190ZM242 151H245L246 149H244V148H242L241 149ZM264 150V149H263ZM29 151V150H28ZM81 151V150H80ZM167 151V150H166ZM168 151H169V148H168ZM183 151H184V149H183ZM38 152L39 153H42V154H38ZM76 152H77V150H76ZM136 152V151H135ZM156 152V151H155ZM158 152V151H157ZM194 152V151H193ZM218 152H220V151H218ZM79 153V152H78ZM138 154H140L139 152H137ZM159 153V152H158ZM174 153V152H173ZM208 153V152H207ZM206 153V154H207ZM142 154V153H141ZM154 154V152L152 153V155ZM175 154V153H174ZM190 154V153H189ZM218 154H220V153H218ZM223 154V153H222ZM231 156H233V157H235V155H236V152L234 153L233 151L231 152ZM84 155V154H83ZM144 154H142V158H143V160H144V157L146 158V157H150L151 155L150 154H148L149 156H143ZM169 155V154H168ZM181 155V154H180ZM155 156H157V154L155 155ZM184 156V155H183ZM138 157H141V156H138ZM154 157V156H153ZM217 157V156H216ZM224 157V156H223ZM135 158V157H134ZM137 158V157H136ZM141 158V159H142ZM182 158V157H181ZM185 158V157H184ZM141 159H140V161H141ZM150 159V158H149ZM83 160V159H82ZM90 160V159H89ZM137 160V159H136ZM142 160V161H143ZM154 160H156V159H153V161ZM158 160V159H157ZM156 160V161H157ZM169 160V159H168ZM173 160V159H172ZM100 161V160H99ZM138 162H140L139 160H137ZM149 161V160H148ZM150 161H151V159H150ZM152 161V162H153ZM156 161H154V162H156ZM170 161V160H169ZM216 161H217V159H216ZM85 162V161H84ZM144 162H145V160H144ZM193 162V161H192ZM191 162V163H192ZM198 162V161H197ZM264 162V158H257V160H256V162L255 163H253L252 165H249L247 168H244L242 171L244 172H252V173H255V172H263L264 171V166H263V163ZM91 163V162H90ZM107 163V162H106ZM157 163V162H156ZM155 163V164H156ZM219 163V162H218ZM145 164L146 163H144L143 165L145 166ZM152 164V163H151ZM155 164H153V165H155ZM180 164V163H179ZM185 164V163H184ZM96 165V164H95ZM149 165V164H148ZM152 165V166H153ZM158 165V164H157ZM193 165V164H192ZM212 165V164H211ZM88 166H89V164H88ZM92 166H93V164H92ZM142 166V165H141ZM151 166V167H152ZM20 167V169H18ZM117 167V166H116ZM150 167V168H151ZM80 168L81 167H79V166H77L76 164H74V165H72L68 170H67V172H66V174L65 173H62L61 172V170H58V171H60V174H59V176H57V178H59V181L61 180V179H63V181H64V183H66L67 181H68V184H69V186L71 187V188H73L74 189V185H76V184H80V186H87V183H89V186H90V189L91 190H95V189H97V190H100V191H104V192H106V193H114V192H120V194H122V193H128V194H131V192H133V193H135L136 195H137V197H139L141 194V196H140V199H148V197L150 198V199H152V200H154V199H157V200H159L158 202L160 203L161 201H164V202H167V201H169L171 198H172V196H171V198L170 197H168V195H167V191L166 190H164V189H166L165 187V185H162V183L160 184L159 183V179L157 180L156 178H159V177H156L155 179L156 180H153V181H149L148 182V180L150 179L149 177H148V175H147V177H148V180L146 181H144L143 182V179H141V181H135L134 179H131L130 177L131 176H129V174H128V176H126L125 178H115V177H109V176H106V175H104V174H102L100 171H99V173L96 171V170H86V169H82V170H80ZM119 168V167H118ZM129 168V167H128ZM143 168V167H142ZM141 168V169H142ZM147 168H149V166L147 167ZM193 168V167H192ZM134 169V168H133ZM154 169V168H153ZM98 170V169H97ZM117 171L118 169H113V171ZM143 170V169H142ZM157 171L159 170V169H156ZM200 170V169H199ZM75 171H78L79 172V174H80V178L79 179H75L74 178V172ZM112 171V172H113ZM114 171V172H115ZM145 171V170H144ZM147 171H149V170H147L146 169V172ZM150 171H152V173H154V174H156L155 172H153V170H150ZM164 171V170H163ZM201 171V170H200ZM111 172V171H110ZM118 172H122V170L121 171H117V173ZM143 172V171H142ZM141 172V173H142ZM159 172V171H158ZM161 172V171H160ZM59 173V172H58ZM116 173V174H117ZM124 173V172H123ZM140 173V172H139ZM145 172H143L142 174H144ZM150 173V172H149ZM245 173V174H246ZM12 174V173H11ZM13 174V175H14ZM135 174V173H134ZM146 174V173H145ZM144 174V175H145ZM154 174L153 175H149L150 177L151 176H154ZM241 174V173H240ZM248 174V173H247ZM250 174V173H249ZM263 174V173H262ZM41 177H40V176ZM119 175V174H118ZM121 175H122V177H124L123 176V174L121 173ZM125 175V174H124ZM143 175V176H144ZM160 175V174H159ZM162 175V174H161ZM160 175V176H161ZM8 176V175H7ZM33 176H35V177H33ZM68 176H71V179L70 178H68ZM136 176H139V175H136ZM157 176H158V173H157ZM60 177H61V179H60ZM116 177H117V175H116ZM119 177H121V176H119ZM145 177V176H144ZM162 177V176H161ZM39 178H40V180H39ZM56 178V177H55ZM137 178V177H136ZM143 178V177H142ZM152 178V177H151ZM162 178H164V176L162 177ZM47 179V178H46ZM138 179V178H137ZM48 181H50L49 179H47ZM151 180V179H150ZM163 180V179H162ZM162 180L160 181V182H162ZM33 181H36V182H33ZM56 181H57V179H56ZM164 181H166V180H164ZM51 182V181H50ZM54 181L52 180V183H53ZM153 182H158V185H159V188H160V190H162V191H159V192H163L165 195L163 196L162 195V197H159V195H161L160 193H154V192H156V191H154L153 189V187H151V188H153L152 190H151V193H149V186L146 184V183H149V184H152ZM166 183V182H165ZM192 183V182H191ZM153 184H155V183H153ZM157 184V183H156ZM163 184H164V182H163ZM28 186H29V184H27ZM62 185V184H61ZM58 186V185H57ZM69 186L68 185H66V184H63L62 185V192H67V193H69L71 190L69 189ZM152 186H154V185H152ZM171 186H173V185H171ZM185 186V185H184ZM29 187H31V186H29ZM59 187V186H58ZM194 187V186H193ZM48 188V187H47ZM57 188V187H56ZM79 188V187H78ZM77 188V190L75 191V192H80L81 190H83V189H80V191H79V189ZM195 188V187H194ZM196 188H198V187H196ZM87 188H84V190L83 191H88V190H86ZM172 189V188H171ZM178 189V188H177ZM75 190V189H74ZM185 190V189H184ZM242 190V189H241ZM20 191H23V190H20ZM171 191V190H170ZM175 191V190H174ZM122 192V193H121ZM72 193V192H71ZM171 193H173L172 191H171ZM177 193V192H176ZM186 193V192H185ZM184 193V194H185ZM188 193V192H187ZM194 193V192H193ZM199 193V192H198ZM70 194V193H69ZM73 194V193H72ZM82 194V193H81ZM102 194H104V193H102ZM115 194V193H114ZM120 194H115V195H119L120 196ZM125 194H123L124 196H125ZM169 194V193H168ZM178 194V193H177ZM49 195L51 196V197H53V198H59V194L57 193V191H55V190H49ZM115 195H114V198H115ZM143 195H145V196H143ZM188 195V194H187ZM67 196V195H66ZM69 196H71V195H69ZM68 196V197H69ZM72 196H74V194L72 195ZM83 196V195H82ZM87 196V195H86ZM94 196V195H93ZM100 196V195H99ZM104 196V195H103ZM177 196V195H176ZM213 196V195H212ZM2 197H3V195H2ZM35 197V196H34ZM38 197V196H37ZM43 197V196H42ZM112 197V196H111ZM174 197V196H173ZM203 197V196H202ZM205 197H207V196H205L204 195V198ZM0 198H1V195H0ZM74 198V197H73ZM76 198V197H75ZM80 198V197H79ZM82 198H84V197H82ZM107 198V197H106ZM117 198V197H116ZM133 198H134V196H133ZM179 198V197H178ZM188 198H190V197H188ZM196 198V197H195ZM54 199V200H55ZM128 199H130V197L128 198ZM138 199V198H137ZM137 199H136V201H137ZM149 199V200H150ZM175 199V198H174ZM211 199V198H210ZM3 200V199H2ZM75 200H77V199H75ZM106 201H107V199H105ZM109 200H110V198H109ZM131 200V199H130ZM176 200V199H175ZM189 200V199H188ZM53 201V200H52ZM71 201H72V198H71ZM78 201H80V199L78 200ZM134 201H135V198H134ZM172 201V200H171ZM43 202V201H42ZM57 202V201H56ZM81 202V201H80ZM79 202V203H80ZM100 202V201H99ZM110 202V201H109ZM108 202V203H109ZM115 202V201H114ZM127 202V201H126ZM138 202V201H137ZM141 202V201H140ZM143 202V201H142ZM170 202V201H169ZM218 202V201H217ZM4 203V202H3ZM2 203V201L0 200V207H2L3 204ZM75 204H76V202H74ZM92 203V202H91ZM102 203V202H101ZM220 203V202H219ZM60 204V203H59ZM71 204H72V202H71ZM117 204H119L118 202H117ZM116 204V205H117ZM139 205L141 204V203H138ZM136 205V206H139V205ZM143 204V203H142ZM163 204H164V206H163ZM163 204H161L162 206H161V209H162V207H165L166 208V206H165V203H163ZM212 204H213V202H212ZM218 204V203H217ZM222 204V203H221ZM106 205V204H105ZM144 205V204H143ZM146 205V204H145ZM168 205V204H167ZM171 204H169L168 205V207L170 206ZM104 206V205H103ZM130 206H132L131 204H130ZM136 206H135V208H136ZM141 206L142 205H140L139 207H138V209L139 208H141ZM149 206V205H148ZM147 206V210L149 211V207ZM172 206V205H171ZM209 206V205H208ZM66 207V206H65ZM85 207V206H84ZM84 207H80V208H84ZM134 207V205L131 207V208H133ZM157 207V206H156ZM167 207V208H168ZM178 207V206H177ZM210 207V206H209ZM60 208V207H59ZM79 208V209H80ZM89 208V207H88ZM91 208V207H90ZM126 208H128V207H126ZM142 208H144V206H142ZM166 208V209H167ZM175 208V207H174ZM198 208V207H197ZM93 209V208H92ZM103 209V208H102ZM109 209V208H108ZM120 209H122V208H120ZM134 209V208H133ZM137 209V208H136ZM158 209H160L159 208V206H158ZM157 209V210H158ZM164 209V208H163ZM96 210V209H95ZM169 210H171V209H169ZM48 211V210H47ZM71 211V210H70ZM77 211V210H76ZM79 211V210H78ZM97 211V210H96ZM95 211V212H96ZM103 211V210H102ZM141 211H144L143 209H141ZM141 211H140V209H139V211L138 212H136L135 214V216H137V213L139 214V213H141ZM154 211V210H153ZM172 211V210H171ZM198 211V210H197ZM81 211H79V213H80ZM94 212V211H93ZM106 212V211H105ZM110 212H111V209H110ZM113 212V211H112ZM123 212V211H122ZM121 212V213H122ZM126 212V211H125ZM133 212V211H132ZM155 212V211H154ZM117 213V212H116ZM121 213H120V215H121ZM134 213V212H133ZM143 213V212H142ZM145 213V212H144ZM149 213V212H148ZM151 213V212H150ZM156 213V212H155ZM155 213H153L152 212V214H155ZM64 214V213H63ZM126 214H127V212H126ZM170 214V213H169ZM256 214V213H255ZM103 215V214H102ZM141 215V214H140ZM143 215V214H142ZM142 215L140 216V218H142L143 219V217H142ZM157 215V214H156ZM163 215H166V214H164L163 213ZM92 216H93V214H92ZM105 216H108V218L111 216V214H110V216H109V214H107V215H105ZM124 216H125V214H124ZM53 217V216H52ZM81 217V216H80ZM83 217V216H82ZM94 217V216H93ZM102 217V216H101ZM116 217V216H115ZM119 217V216H118ZM127 217H128V214H127ZM138 217H139V215H138ZM155 217V216H154ZM164 217H167L168 218V216L166 215V216H164ZM170 217H173V216H171L170 215ZM203 217V216H202ZM226 217V216H225ZM259 217V216H258ZM0 218H2L3 219V217H2V214H1V212H0ZM23 218V217H22ZM135 218V217H134ZM140 218L138 219V221L140 220ZM145 218V217H144ZM161 218V217H160ZM177 217H175V219H176ZM77 219V218H76ZM102 219V218H101ZM149 220H142V222H141V220H140V222L141 223H143V222H146V221H151L150 219H151V217L150 218H148ZM163 218H161V220H162ZM112 220H113V218H112ZM119 220V219H118ZM152 220H154V219H152ZM156 220L158 221V219H157V217H156ZM160 220V219H159ZM165 220V219H164ZM164 220L163 221H161V222H163V224H164ZM169 220H171V219H169L168 218V220L167 221H169ZM173 220H174V218H173ZM183 221H185L186 219H182ZM191 221H190V223L189 224H187L186 225V234H189V235H191V236H193L196 232H197V235L198 234H201V228H204L205 226H202V225H200L199 223L197 224L196 222L197 221H200V222H203L205 219H203V218H201V219H190ZM258 220H260V218L258 219ZM41 221H43V220H41ZM40 221V222H41ZM56 221V220H55ZM128 221V220H127ZM137 221V219L135 220V222H131V225H134V224H137V226L139 225V222H136ZM172 221V220H171ZM120 222V221H119ZM122 222V221H121ZM153 222H155V220L153 221ZM160 222V221H159ZM220 222V221H219ZM257 220H256V222H254V224L252 225L253 227H252V229L255 227L254 225H256V227H262V228H264V226H258L257 225ZM43 224H45L44 223V221L42 222ZM42 223H41V225H42ZM47 223V222H46ZM126 223V222H125ZM165 223H167V222H165ZM180 223L181 222H179V220H176V221H174V225H180ZM224 223V222H223ZM226 223V222H225ZM236 223V222H235ZM120 224V223H119ZM126 224H128V223H126ZM153 224V223H152ZM213 224V223H212ZM222 224V223H221ZM24 225V220H22V219H17L16 220V222H15V228H21L22 226ZM40 225V224H39ZM121 225H122V223H121ZM129 225V224H128ZM143 225V224H142ZM231 225V224H230ZM14 226V225H13ZM164 226V225H163ZM162 226V227H163ZM232 226L233 225H231L230 226V229L233 231V229H232ZM66 227V226H65ZM229 227V226H228ZM227 227V228H228ZM28 228V230H27V232L25 233V235H24V237L22 238V239H16V238H14L16 241H17V244H22L21 242H23V239H28L27 241L26 240H24L25 241V243H24V246H25V248H24V252H27V255H29L27 258L25 257V256H23L24 257V261H23V264H40L39 263V259H37V260H35V261H31V259L29 258L30 256H32V255H37V253H33L32 255H30V248L32 247V246H34L35 245V243L33 244V245H27V243L28 242H31V241H33V238H32V236L34 235V236H36V238H37V236H41V235H44L45 233H46V231L44 230V228L42 227V228H38L36 231L32 228V226H28L27 227ZM55 228V227H54ZM124 228V227H123ZM194 228H198L199 229V231H195V230H191V229H194ZM227 228L225 229V231H227ZM235 228V227H234ZM91 229V228H90ZM128 229V228H127ZM175 228L172 226V225H168L167 227H166V232L167 233H172V231L174 230ZM244 229V228H243ZM47 230V229H46ZM56 230V229H55ZM97 230V229H96ZM133 230H134V227H133ZM132 230V231H133ZM141 230V229H140ZM203 230V229H202ZM208 230H209V232L210 231H212L211 229H209L208 228ZM261 230V229H260ZM116 231V230H115ZM129 230H127L126 232H128ZM222 231H224V230H222ZM222 231L220 232V233H222ZM257 231H259V229L257 230ZM56 232V231H55ZM134 232V231H133ZM132 232V233H133ZM234 232V231H233ZM250 232H253V230H249V232L248 233H250ZM260 232H262V231H260ZM58 233V232H57ZM122 233V232H121ZM211 233V232H210ZM227 233V232H226ZM236 233V232H235ZM56 234V233H55ZM61 234V233H60ZM75 234V231L73 230L72 232L70 231H68V230H66V233H64L63 235L61 234L60 236H62L63 237V242H65L66 243V245H65V248L64 249H62L63 251H60L59 250V253H61L63 256H62V258L64 257V260H65V258H69L70 259V257H73V259L71 260L72 262H81V261H83V260H85L86 259V257H87V255H88V253L89 252H91L92 250V246L91 245H89V246H91V247H89V246H87V244H88V241L87 240H85V239H76V238H74L73 236H71V235H74ZM134 234V233H133ZM132 234V235H133ZM238 234V233H237ZM260 234H262V233H260ZM23 235V234H22ZM91 235V234H90ZM135 235V234H134ZM234 235V234H233ZM86 236V235H85ZM94 236V235H93ZM120 236V235H119ZM208 236H209V234H208ZM230 237H232L231 235H229ZM90 237H92V236H90ZM152 237V236H151ZM210 237V236H209ZM263 237H264V235H263ZM53 238V237H52ZM51 238V239H52ZM123 238V237H122ZM122 238H120L121 240H122ZM53 239H55V238H53ZM93 239H94V237H93ZM128 239V238H127ZM205 239V238H204ZM215 239H216V236H215ZM15 240H13L14 241V243H15ZM46 240V239H45ZM48 240H49V238H48ZM59 240H62V239H60L59 238ZM58 240V241H59ZM104 240H106V239H104ZM123 240H124V242H125V239L123 238ZM129 240V239H128ZM133 240V239H132ZM132 240H131V242H132ZM213 240V239H212ZM114 241V240H113ZM33 242H37V241H33ZM39 242H42V241H39ZM56 243H60V242H57V236H56V241H55ZM48 243V242H47ZM51 243V242H50ZM52 243H54V241L52 242ZM96 243V242H95ZM104 243V242H103ZM109 243V242H108ZM108 243L106 244V245H108ZM120 242H118V244H119ZM128 243V242H127ZM137 243V242H136ZM159 243V242H158ZM43 244H44V242H43ZM120 244H122V243H120ZM129 244V243H128ZM132 244V243H131ZM155 244V243H154ZM189 244H191V243H187L186 244V246H184L183 247V249H185V250H182L181 252H180V257H184V258H188V255L187 254H190V248L188 249V245ZM227 244V243H226ZM97 245V244H96ZM124 245V244H123ZM135 245V244H134ZM170 246H165L166 247V249H169V252L171 253V254H175L176 253V250L178 249L177 248V246H175V244L173 245H171V244H169ZM178 245V244H177ZM49 245H40V244H37V245H35V247L38 249V251L39 250H41V252H38V255L37 256H42V254L47 250L46 249V247H48ZM127 246V245H126ZM137 246V245H136ZM143 246V245H142ZM180 246V245H179ZM183 246V245H182ZM131 247H132V245H131ZM150 247H152V245H150ZM154 247V246H153ZM156 247V246H155ZM190 247V246H189ZM55 248V247H54ZM54 248H52L53 250H54ZM119 248V247H118ZM126 248V247H125ZM124 248V249H125ZM133 248V247H132ZM137 248V247H136ZM147 248H148V246H147ZM180 248V247H179ZM51 248H49L48 247V250L49 251H51L50 250ZM61 249V248H60ZM121 249H123V248H121ZM127 249L128 250H130V246L128 245V247H127ZM126 249V250H127ZM148 249H150V248H148ZM152 249H155V248H152ZM157 249V248H156ZM160 249H162V248H160ZM127 250V251H128ZM146 250V249H145ZM56 251V250H55ZM95 251V250H94ZM163 251V250H162ZM131 252V251H130ZM32 253V252H31ZM59 253H56V252H50L49 254H48V256H46V257H44L45 259H47V260H45V262L46 261H48L47 262V264H58L59 262H62V260L61 261H59V259H62V258H60V255H59ZM95 253V252H94ZM159 253V252H158ZM127 254V252L126 251H124V252H122V255H126ZM163 254V253H162ZM161 254V255H162ZM129 255V254H128ZM137 255H138V253H137ZM152 255H153V253H152ZM178 255H179V253H178ZM56 256H57V258H56ZM133 256H135V255H133ZM140 256V255H139ZM159 257H160V255H158ZM162 256H164V259H165V255H162ZM161 256V257H162ZM148 258V257H147ZM146 258V259H147ZM170 258V257H169ZM97 259V258H96ZM134 259H137V258H134ZM141 259V258H140ZM145 259V260H146ZM159 259V258H158ZM162 259V258H161ZM160 259V260H161ZM180 260H181V258H179ZM178 259V260H179ZM41 260H43V259H41ZM57 260L59 261V262H57ZM149 261H150V258L148 259ZM152 260V259H151ZM154 260V259H153ZM159 260V261H160ZM168 260V259H167ZM172 260H174V262H175V259H172ZM132 261V260H131ZM155 261V260H154ZM158 261V260H157ZM163 261V260H162ZM164 261H166V260H164ZM182 261H184L183 259H182ZM189 261V260H188ZM69 262V261H68ZM68 262H66V263H68ZM143 262V261H142ZM147 262V261H146ZM161 262V261H160ZM169 262V261H168ZM173 262V261H172ZM172 262H170V263H172ZM185 262V261H184ZM19 263V262H18ZM82 263V262H81ZM131 263V262H130ZM136 263V262H135ZM137 263H138V261H137ZM144 263V262H143ZM157 263V262H156ZM183 263V262H182ZM22 264V263H21ZM145 264V263H144ZM155 264V263H154ZM161 264H162V262H161Z\"/></svg>",
    "mask_w": 264,
    "mask_h": 264
}]
</instances>
